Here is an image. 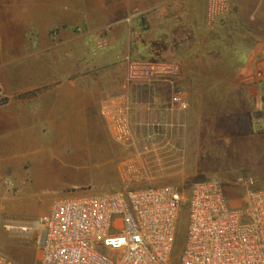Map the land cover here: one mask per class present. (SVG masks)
Masks as SVG:
<instances>
[{
  "label": "rangeland",
  "instance_id": "1",
  "mask_svg": "<svg viewBox=\"0 0 264 264\" xmlns=\"http://www.w3.org/2000/svg\"><path fill=\"white\" fill-rule=\"evenodd\" d=\"M10 1L0 0V17L2 10H9ZM20 1L21 8L22 3L25 2L27 7L33 0ZM203 1L206 11L207 0ZM39 2V10H53L54 0ZM103 4L104 0L78 1L82 17L79 23L68 27L74 40L63 43L64 58L76 68L65 73L64 78L78 76L80 80H87L94 77L96 81L119 82V90L104 96L98 109L101 110L105 98L126 94L130 101L134 141L122 144L115 140L98 111L93 121L94 136L72 137L79 144L94 140L95 149L94 157L81 158L73 166L79 171L77 184L69 186L61 174L50 176L52 180H45L42 175L34 178L29 162L21 169L0 168V213L3 223L33 220L49 210L53 198L62 195L166 185L186 188L194 180L212 176L220 179L231 200L244 193L246 186L243 182L246 179H252L253 188L264 191V73L253 68L256 60L260 66L264 65V55H258L264 47V0H230L239 21L244 20L247 14L253 16L245 29L238 30L244 36V39H238L239 52L246 53L247 57L250 51L247 45H252V41L255 45L261 42L252 56V69L240 72L235 71L234 65L222 66L217 72L189 71L188 64L182 59L149 55L145 46L152 47L155 41L152 35L146 40L139 33L136 26V19L141 17L136 14L139 10H108L107 7L103 10L97 7ZM87 12L91 18L89 23L83 22ZM141 22L147 24L144 17ZM227 23L230 24V21ZM226 27L220 31L226 34ZM59 29L53 27L49 34L57 36ZM140 44H143L141 49ZM110 48L116 52L115 56L107 51ZM33 50H39L38 42L34 43ZM7 51H10L7 43L0 44V61L7 59ZM224 51L230 53L233 50L228 47ZM136 62L156 63L163 77L155 78L145 69L141 71L147 79L131 77V63L134 66ZM195 67L198 68L197 65ZM6 78L9 81V74ZM214 84L217 87H213ZM176 92L188 102L187 109L171 104V95ZM8 100L0 83V107ZM148 100L151 105L145 104ZM149 107L155 109L151 111ZM209 110L212 125L205 140L203 117ZM60 138L64 145L71 140L67 133ZM205 141L207 151H204ZM65 166L59 165L60 168ZM44 173H47L46 169ZM185 212L182 209L177 222V251L184 240ZM0 247L22 264L35 263L33 236H20L2 225Z\"/></svg>",
  "mask_w": 264,
  "mask_h": 264
},
{
  "label": "crops",
  "instance_id": "2",
  "mask_svg": "<svg viewBox=\"0 0 264 264\" xmlns=\"http://www.w3.org/2000/svg\"><path fill=\"white\" fill-rule=\"evenodd\" d=\"M39 1H29L27 7L24 2L20 8V0H11L9 10L1 11L0 44L7 43L10 51H7V59L0 61V83L9 99L0 107V168L21 169L29 162L34 178L42 175L45 180H52L50 176L61 174L70 186L79 182V171L73 166L81 158L94 157L95 152L94 140L79 144L72 137L94 136L93 121L99 104L104 96L119 90L120 83L96 81L94 77L87 80H80L78 76L64 78L65 73L76 68L64 58L63 43L74 40L68 27L79 23L82 17L77 7L79 0H54L50 12L39 10ZM97 7L139 10L136 13L141 16L136 19L139 33L146 40L152 35L155 41L152 47L146 44L148 54L182 59L188 64L189 71L217 72L220 67L229 65H234L236 72L249 71L252 56L261 45V42L255 45L252 41V45H247L250 51L245 62L234 64L231 59L234 51L224 50L233 46L237 51L238 39L244 36L238 30L231 31L229 36H216L206 18L203 0H104V4ZM143 17L147 24L141 22ZM252 17L251 14L244 17L246 25ZM83 22H91L88 12ZM146 25L148 28H140ZM53 27H60L55 37L49 34ZM245 41L248 42V38ZM35 42L39 43L37 51L33 50ZM140 45L141 49L143 44ZM111 50L113 48L107 51ZM259 54L264 55V47ZM257 61L253 68L264 73V65L260 66ZM6 74L10 76L9 81ZM145 104L152 102L148 100ZM210 111L203 117L205 140L211 132ZM63 133L71 137L67 145L61 142ZM207 147L205 141L204 151ZM61 164L67 166L60 168ZM242 195L232 200L228 198L238 204Z\"/></svg>",
  "mask_w": 264,
  "mask_h": 264
},
{
  "label": "built area",
  "instance_id": "3",
  "mask_svg": "<svg viewBox=\"0 0 264 264\" xmlns=\"http://www.w3.org/2000/svg\"><path fill=\"white\" fill-rule=\"evenodd\" d=\"M232 9L230 0H207L206 18L213 23ZM131 68L133 78L147 79L142 69L163 77L156 63L136 62ZM170 102L179 109L188 107L179 92ZM100 112L115 140L134 141L126 94L105 98ZM243 183L246 188L238 204L230 201L215 176L194 180L186 188L166 185L62 195L52 199L46 213L15 222L18 225L4 224L0 213V227L33 236L34 264H264V191L253 188L252 179ZM182 209L184 240L175 254ZM0 264L22 263L0 247Z\"/></svg>",
  "mask_w": 264,
  "mask_h": 264
},
{
  "label": "trees",
  "instance_id": "4",
  "mask_svg": "<svg viewBox=\"0 0 264 264\" xmlns=\"http://www.w3.org/2000/svg\"><path fill=\"white\" fill-rule=\"evenodd\" d=\"M227 21H230V24H228ZM214 24L215 25L213 27V32H215L216 36H220V35L229 36L231 34V31H233V30L245 29L244 26L246 25V22L244 20L239 21V17L237 16V12L233 8L226 16L218 18L214 22ZM224 27H226V30H227L226 34L220 31V29H223ZM228 47H230V46H228ZM231 48L234 51V55L231 58L234 61V64H235V62H237L238 64H243L247 58L246 53L239 52V49L236 51L235 48H233V46H231ZM176 246H177V239H176V245H175V250H174L175 254L177 253Z\"/></svg>",
  "mask_w": 264,
  "mask_h": 264
},
{
  "label": "bare ground",
  "instance_id": "5",
  "mask_svg": "<svg viewBox=\"0 0 264 264\" xmlns=\"http://www.w3.org/2000/svg\"><path fill=\"white\" fill-rule=\"evenodd\" d=\"M10 224H12V223H10ZM13 224L18 225L19 223H15V222H13ZM16 225H14L13 228H16V227H15ZM12 230H13L14 232H16V229H12Z\"/></svg>",
  "mask_w": 264,
  "mask_h": 264
},
{
  "label": "flooded vegetation",
  "instance_id": "6",
  "mask_svg": "<svg viewBox=\"0 0 264 264\" xmlns=\"http://www.w3.org/2000/svg\"><path fill=\"white\" fill-rule=\"evenodd\" d=\"M211 25H212V28H213V27H214V25H215V24H214V22H213Z\"/></svg>",
  "mask_w": 264,
  "mask_h": 264
}]
</instances>
